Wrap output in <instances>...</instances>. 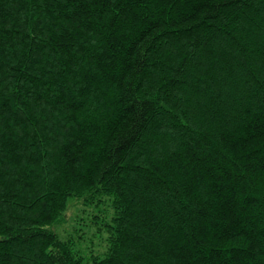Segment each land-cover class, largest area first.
<instances>
[{
  "label": "trees",
  "instance_id": "trees-1",
  "mask_svg": "<svg viewBox=\"0 0 264 264\" xmlns=\"http://www.w3.org/2000/svg\"><path fill=\"white\" fill-rule=\"evenodd\" d=\"M0 264H264V0H0Z\"/></svg>",
  "mask_w": 264,
  "mask_h": 264
},
{
  "label": "rangeland",
  "instance_id": "rangeland-1",
  "mask_svg": "<svg viewBox=\"0 0 264 264\" xmlns=\"http://www.w3.org/2000/svg\"><path fill=\"white\" fill-rule=\"evenodd\" d=\"M95 207H86L78 198H72L66 212V220L56 227L62 236L74 238L76 248L83 253H89L92 249L95 252H102L106 249V232H96L90 219Z\"/></svg>",
  "mask_w": 264,
  "mask_h": 264
}]
</instances>
